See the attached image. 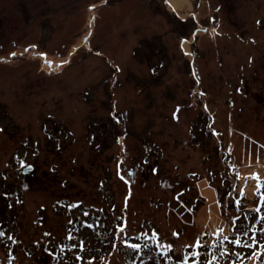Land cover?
Masks as SVG:
<instances>
[{
  "label": "rangeland",
  "instance_id": "1",
  "mask_svg": "<svg viewBox=\"0 0 264 264\" xmlns=\"http://www.w3.org/2000/svg\"><path fill=\"white\" fill-rule=\"evenodd\" d=\"M0 129V264H73L58 245L84 219L97 220L91 264L137 259L117 217L175 256L201 233L207 245L240 215L230 194L245 210L260 200L264 0H0ZM238 250L264 264L256 246Z\"/></svg>",
  "mask_w": 264,
  "mask_h": 264
},
{
  "label": "snow or ice",
  "instance_id": "2",
  "mask_svg": "<svg viewBox=\"0 0 264 264\" xmlns=\"http://www.w3.org/2000/svg\"><path fill=\"white\" fill-rule=\"evenodd\" d=\"M94 7V6H92ZM260 21H257L259 24ZM30 48H34L35 45H29ZM27 51V49H25ZM17 53H10V56H16ZM71 55V54H70ZM41 57H46L47 53L41 52ZM46 63L49 67L53 65V61L46 60ZM68 63L66 60H60L59 64L63 66ZM120 68L116 67V72H119ZM117 123H119V115L117 113H112ZM174 118L178 119V115L173 113ZM3 129H0L2 131ZM119 139V138H118ZM27 144V141H25ZM35 155V153H32ZM19 164L21 167L27 166L29 168L32 167L31 164H26L25 159L21 158L19 160ZM123 158L117 161V176L125 180L126 183H131V181L127 180L124 171L122 169ZM153 173L157 172V168L152 169ZM128 175H131V169H128ZM195 175V174H193ZM251 176L257 180V193L260 195V200L251 210H245L240 207V200H233L231 194L229 195V204L228 206H235L237 211L240 212V215H233L231 217V226L229 230L226 232L224 228L216 227V229L211 233L212 240L209 244L205 245L202 237H206L207 233H201L195 239V243L191 245H184V253L180 256H175L173 254V244L167 241H162L160 239V234L155 229H151L150 231H140L135 233L134 235H129L128 232V224L126 218L117 217V223L113 225L112 231L113 233H119V236H116L117 239H120L122 245L130 249L131 257H136L139 259V264H144L142 257L147 256L149 259L154 258L155 253H159L162 258H166L167 262H171V264H220L221 259H225L228 261V264H244L245 259H249L248 256L245 255L244 251L238 249H253L256 246L255 251L252 252V257H257L264 252V194H260L259 190L261 187H264V181H261L257 173H252ZM236 179H239L237 175ZM25 188L27 185L24 186ZM243 194V190H241V195ZM131 192L129 191V196ZM182 195V193L178 194ZM127 200L128 196L125 197V208H127ZM218 203H222V201H218ZM83 204V201H76L73 204L68 205L70 208H78ZM94 207V206H91ZM113 209L115 205L112 206ZM97 211L102 212L103 209H99ZM92 213L89 210L83 211V216L85 218L90 217ZM248 221V225L246 230H242L238 228V224L241 220ZM72 221H69L71 224ZM97 220H93L91 223L88 219H84L82 221V227L80 230H77L75 233L68 232L66 239L69 243L64 244L61 242L58 247L60 248L61 253L65 251L72 254L73 264H82L85 258H88V264H91L92 260L96 259V256L90 251L92 233L88 230L94 229L96 227ZM7 233L4 230H0V239L5 237ZM50 233H44V236H50ZM175 236H179V232L175 231L173 233ZM87 236V240L85 239ZM8 239L12 242H15L13 237L8 236ZM34 243H40V241H35ZM50 243V242H49ZM191 249V250H189ZM52 251L51 247L48 249ZM75 250V251H74ZM52 255L55 257L57 253L52 251ZM235 256V260H232L230 257ZM203 258V259H202ZM137 259H132L131 264H137ZM65 264H67V259H65ZM159 264V262H158Z\"/></svg>",
  "mask_w": 264,
  "mask_h": 264
},
{
  "label": "water",
  "instance_id": "3",
  "mask_svg": "<svg viewBox=\"0 0 264 264\" xmlns=\"http://www.w3.org/2000/svg\"><path fill=\"white\" fill-rule=\"evenodd\" d=\"M203 108H204V104H203Z\"/></svg>",
  "mask_w": 264,
  "mask_h": 264
}]
</instances>
